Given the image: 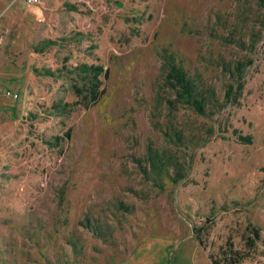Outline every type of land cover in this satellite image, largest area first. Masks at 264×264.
I'll use <instances>...</instances> for the list:
<instances>
[{
    "label": "rangeland",
    "instance_id": "rangeland-1",
    "mask_svg": "<svg viewBox=\"0 0 264 264\" xmlns=\"http://www.w3.org/2000/svg\"><path fill=\"white\" fill-rule=\"evenodd\" d=\"M254 229L264 0H0V264H264Z\"/></svg>",
    "mask_w": 264,
    "mask_h": 264
},
{
    "label": "trees",
    "instance_id": "trees-1",
    "mask_svg": "<svg viewBox=\"0 0 264 264\" xmlns=\"http://www.w3.org/2000/svg\"><path fill=\"white\" fill-rule=\"evenodd\" d=\"M87 69H88V72L92 73L93 80L95 81V90H91V97L94 101H97L98 97L96 95V90H98V87L101 84V81L99 78L103 73V67L90 66V67H87ZM168 78L169 80H175L177 82L176 87L180 88L181 92H183V94L180 95L182 96V99L186 100L190 104H193L197 112L200 114H203L204 107L201 103H198V101L195 100L193 96L192 85L187 79L186 74L174 68L171 74L168 75ZM260 241L264 244V240L261 237L260 231L257 229L252 230V235L250 238H248V242H250V244L252 245H255L257 242H260ZM231 254L232 255H230V258L235 257L236 260H238V261H233V262L234 263L239 262L238 258H240V253L238 251H234L233 249H231Z\"/></svg>",
    "mask_w": 264,
    "mask_h": 264
},
{
    "label": "built area",
    "instance_id": "built-area-1",
    "mask_svg": "<svg viewBox=\"0 0 264 264\" xmlns=\"http://www.w3.org/2000/svg\"><path fill=\"white\" fill-rule=\"evenodd\" d=\"M20 1L24 2V4L29 8H37L42 5V0H20ZM9 95L11 94L9 93Z\"/></svg>",
    "mask_w": 264,
    "mask_h": 264
}]
</instances>
